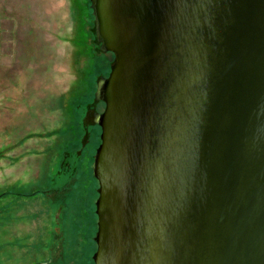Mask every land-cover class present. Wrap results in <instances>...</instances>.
<instances>
[{
	"label": "water",
	"instance_id": "1",
	"mask_svg": "<svg viewBox=\"0 0 264 264\" xmlns=\"http://www.w3.org/2000/svg\"><path fill=\"white\" fill-rule=\"evenodd\" d=\"M91 102L53 157L47 260L82 152L87 264H264V0H94Z\"/></svg>",
	"mask_w": 264,
	"mask_h": 264
},
{
	"label": "rangeland",
	"instance_id": "2",
	"mask_svg": "<svg viewBox=\"0 0 264 264\" xmlns=\"http://www.w3.org/2000/svg\"><path fill=\"white\" fill-rule=\"evenodd\" d=\"M94 0H0V264L47 260L54 156L77 140L74 102H91ZM99 127L66 201L64 264H87L91 166Z\"/></svg>",
	"mask_w": 264,
	"mask_h": 264
},
{
	"label": "trees",
	"instance_id": "3",
	"mask_svg": "<svg viewBox=\"0 0 264 264\" xmlns=\"http://www.w3.org/2000/svg\"><path fill=\"white\" fill-rule=\"evenodd\" d=\"M91 9V10H90ZM89 10H90V12L92 11V7L91 8H89ZM92 264H93V262H92Z\"/></svg>",
	"mask_w": 264,
	"mask_h": 264
}]
</instances>
